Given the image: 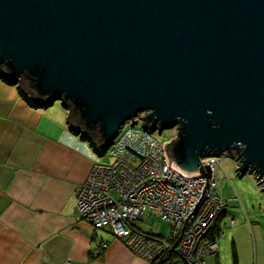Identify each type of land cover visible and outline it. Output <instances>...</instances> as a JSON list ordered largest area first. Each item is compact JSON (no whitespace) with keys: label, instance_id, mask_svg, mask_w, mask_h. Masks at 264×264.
Masks as SVG:
<instances>
[{"label":"water","instance_id":"1","mask_svg":"<svg viewBox=\"0 0 264 264\" xmlns=\"http://www.w3.org/2000/svg\"><path fill=\"white\" fill-rule=\"evenodd\" d=\"M0 76L104 151L140 113L176 126L170 166L207 177L194 208L203 158L234 150L264 184V0H0Z\"/></svg>","mask_w":264,"mask_h":264},{"label":"crops","instance_id":"2","mask_svg":"<svg viewBox=\"0 0 264 264\" xmlns=\"http://www.w3.org/2000/svg\"><path fill=\"white\" fill-rule=\"evenodd\" d=\"M68 115L63 104L36 103L0 76V264H147L80 215L81 184L101 154L71 129ZM240 219L228 232L231 253L221 255L218 245L208 264H233L234 253L237 264H264L262 226Z\"/></svg>","mask_w":264,"mask_h":264},{"label":"built area","instance_id":"3","mask_svg":"<svg viewBox=\"0 0 264 264\" xmlns=\"http://www.w3.org/2000/svg\"><path fill=\"white\" fill-rule=\"evenodd\" d=\"M144 116L140 113L137 124L130 120L128 128L122 127L108 148L111 163L96 161L93 165L78 193V211L93 227L108 229L122 239L147 264H208L218 251V241L208 234L228 204L216 191L218 161L214 157L201 160L202 165L209 163L213 176L194 208L207 177L201 171L186 177L171 167L164 148L171 140L159 142L157 130L143 126ZM157 217L169 224L167 236L137 227L138 221Z\"/></svg>","mask_w":264,"mask_h":264},{"label":"rangeland","instance_id":"4","mask_svg":"<svg viewBox=\"0 0 264 264\" xmlns=\"http://www.w3.org/2000/svg\"><path fill=\"white\" fill-rule=\"evenodd\" d=\"M19 83V80L17 81ZM62 107L60 101H56ZM144 113V112H143ZM143 113H141L143 115ZM130 123L127 122L124 129L128 128ZM140 125L138 124L137 127ZM177 127L166 128L155 135L159 142L165 143L177 136ZM108 149L107 153L100 152L101 162L111 163L113 157ZM216 158L217 167L215 172L216 191L225 199H228V204L225 206V213L222 222V233L218 237V245H220L221 255L226 252L231 253L232 235H229V230L232 229L231 220L240 217L241 221L258 222L264 231V184L260 183L255 173L247 171L244 174L238 172L239 161L236 152H224ZM233 213L234 217L232 216ZM143 224L149 231L167 236L170 231L169 224L157 217L156 219H145L137 222ZM231 226V227H229Z\"/></svg>","mask_w":264,"mask_h":264},{"label":"trees","instance_id":"5","mask_svg":"<svg viewBox=\"0 0 264 264\" xmlns=\"http://www.w3.org/2000/svg\"><path fill=\"white\" fill-rule=\"evenodd\" d=\"M61 102V101H60ZM44 104V103H43ZM45 105V104H44ZM98 132L96 133H92V137L94 138H97L98 136ZM224 214V211L221 213L220 217L216 220L215 224L213 225V227L211 228V230L209 231V238L211 240H217L218 237L221 235L222 233V224H221V221H220V218L223 216ZM233 264H237V257H236V254L234 253V257H233ZM162 263V262H161ZM159 263V264H161Z\"/></svg>","mask_w":264,"mask_h":264}]
</instances>
